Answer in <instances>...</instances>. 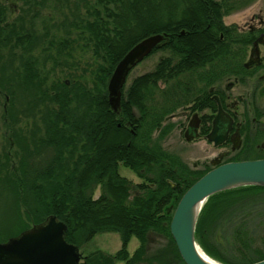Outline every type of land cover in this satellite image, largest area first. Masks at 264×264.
<instances>
[{"label": "trees", "instance_id": "trees-1", "mask_svg": "<svg viewBox=\"0 0 264 264\" xmlns=\"http://www.w3.org/2000/svg\"><path fill=\"white\" fill-rule=\"evenodd\" d=\"M82 1L87 9L82 32L103 61L95 92L83 87L72 90L62 82L47 86L33 58H25L21 70L8 79L0 78V94L7 93L10 100L6 121H15L13 82L19 81L22 90L35 93L36 103L46 115L39 144L53 151L47 167L31 172L22 162L17 168L19 174L11 177L12 173H7L8 181H12L18 204L25 207L28 219L36 225L49 216L58 217L68 226V243L81 248L96 235H120L122 247L116 254L93 252L87 264H140L152 259L161 264H185L171 235L172 217L184 194L213 167L191 168L163 146L174 128L172 123L165 124V116L182 104L180 90L194 82L190 75L198 73L202 82L211 83L226 74L221 70L225 56L220 52L208 55L206 51L233 52L240 48V36H234L223 25L222 17L253 0ZM22 22V18L10 21L7 7L0 5V49H9L15 55L16 49L35 48L32 28ZM221 32L224 40L220 39ZM157 34H168V38L154 53L166 50L169 57L158 63L153 73L125 87L121 106L114 112L109 104L108 83L115 68L134 46ZM60 44L63 40L57 46ZM230 59L231 68L237 60ZM207 65L211 72L202 68ZM160 80L171 84L164 91V102L159 101V95H163ZM209 103L216 110L215 103ZM23 144L28 151L29 141ZM262 158L259 155L254 159ZM249 159L237 153L223 163ZM122 165L143 182L136 184L123 177L119 171ZM97 190L100 195L95 198ZM152 235L169 242L162 256L148 254ZM133 238L140 246L131 254L129 244ZM196 240L210 258L221 264L264 260V187H240L212 196L200 214Z\"/></svg>", "mask_w": 264, "mask_h": 264}, {"label": "rangeland", "instance_id": "rangeland-1", "mask_svg": "<svg viewBox=\"0 0 264 264\" xmlns=\"http://www.w3.org/2000/svg\"><path fill=\"white\" fill-rule=\"evenodd\" d=\"M82 2L81 0H0V5H4L8 9L9 20L15 22L22 18V25L32 28L35 39V48L31 51L16 49L15 55H12L9 49H0V78L8 79L15 71L21 70L28 58H33L36 60L40 77L47 86L62 82L72 90L83 87L95 92L99 68L103 65V61L95 55L91 42L82 32L81 26L87 18V9ZM263 17L264 0H258L250 6L232 12L224 18V22L227 25L235 24L248 29L253 21L254 23L259 22ZM62 40L63 44H60L62 47L57 46ZM51 43L54 45L51 46ZM262 51L264 54V48ZM167 57H169V52L159 51L139 64L129 75L126 89L131 86L134 79L152 71L162 58ZM259 74L262 75L264 72ZM13 85L16 88V101L13 108L15 121H6V117L9 116L7 112L10 109V100L6 98L7 93L0 94L1 241L9 239L12 234L26 226L30 228L34 226L33 222L24 214L25 207L20 208L15 187L12 181H8L7 173H12L11 177H13V173L19 174L17 168L22 166V162L25 163V169L34 172L37 167H47L53 158V151L48 147H41L39 144L45 131L46 115L42 113L39 103H36L35 93L22 90L23 87H20L19 81L13 82ZM250 90V88L245 89V91ZM263 93L264 81L260 83L259 92L258 105L261 111H264ZM33 107L35 109L31 110ZM241 110L243 111V108ZM172 122L180 124L183 119H175ZM182 128L183 126L176 127L163 142V146L167 150L177 153L191 168L202 169L204 166H213L212 161L227 152H230L227 153L229 155H225L221 160L226 161L234 157L230 147H215L204 139L187 142L184 139ZM15 135L16 138H14ZM25 141H29L31 145L28 150L32 152L31 154L23 149ZM15 169L16 172H14ZM119 171L123 177L136 184L143 182L133 171L123 165L120 166ZM99 195L100 191L97 190L95 198H98ZM22 221L24 223H21ZM1 241L0 243H2ZM168 243L167 239L159 235H152L148 244V254L162 256L161 252L167 248ZM139 246L138 239L133 238L129 244L130 253L133 254ZM121 247L122 241L119 234L104 233L96 235L89 243L82 245L80 251L83 256L88 257L96 251L116 254ZM147 263L161 264L154 259Z\"/></svg>", "mask_w": 264, "mask_h": 264}, {"label": "water", "instance_id": "water-1", "mask_svg": "<svg viewBox=\"0 0 264 264\" xmlns=\"http://www.w3.org/2000/svg\"><path fill=\"white\" fill-rule=\"evenodd\" d=\"M167 36L157 34L144 39L119 62L108 84L109 104L114 112L121 106L132 70ZM224 116L226 113L219 105L212 132L207 136L216 147L226 141V136L220 134ZM192 139L187 136L188 142ZM247 186L264 187V159L224 164L217 161L214 169L184 194L172 217L170 231L185 264H213L202 256L203 250L196 240L197 223L207 201L221 192ZM67 230L68 226L58 217L49 216L44 222L0 243V264H83L80 248L66 240ZM253 264H264V260Z\"/></svg>", "mask_w": 264, "mask_h": 264}, {"label": "flooded vegetation", "instance_id": "flooded-vegetation-1", "mask_svg": "<svg viewBox=\"0 0 264 264\" xmlns=\"http://www.w3.org/2000/svg\"><path fill=\"white\" fill-rule=\"evenodd\" d=\"M256 1L258 0H253L250 4ZM244 7H240L238 10ZM228 15L222 17V23L229 30L233 31L232 34L234 36H240L237 44L240 48H235L233 52L228 50L206 51L208 55L220 52L225 56V65L222 66L221 70L226 74L221 79L217 77V80L211 83L202 82L200 80L202 78L198 73L190 75L194 82L192 84L189 83L180 90L181 95L184 96L182 104L173 113L165 116V124L172 123L174 125L169 135L176 127L183 126L182 133L186 141L189 135L193 138L191 142L204 139L209 144L215 146L213 142L208 141L207 136L212 132L214 119L218 114L219 105H221L226 116H224L222 121L220 134L226 136V141L220 145L222 146L220 148L230 147L231 153L234 155L243 153L247 158H250L249 160H254L259 155L264 156V111H261L258 105L260 83L264 81V74H259L262 71L264 72V54L262 51V48H264V17L260 18L259 22L254 23L253 21L250 27L246 29L235 24H225L224 18ZM184 34L185 31L182 32V35ZM219 35L221 40L226 38L222 32ZM243 42H247V44ZM229 57H231V61L237 60V63L231 68L228 64ZM164 59L166 58H162L159 63ZM157 65L152 71L146 72L141 76L153 73ZM202 68L206 70L205 72H211L210 65ZM206 76L211 75L206 73ZM158 84L162 91L160 94H163L159 95V101L163 100L164 102V91L171 84L162 80L158 81ZM246 88H250L251 90L245 91ZM241 90L242 92H240ZM209 100L215 103L216 110L210 107ZM241 108H243V111ZM244 108L246 109L244 110ZM175 119H183V122L180 124L172 122ZM205 131L208 132L205 133ZM227 153L213 160V167L217 161L223 162L224 159H221L225 155H229ZM87 258V256H83V264H87ZM117 264L125 263L119 262Z\"/></svg>", "mask_w": 264, "mask_h": 264}, {"label": "bare ground", "instance_id": "bare-ground-1", "mask_svg": "<svg viewBox=\"0 0 264 264\" xmlns=\"http://www.w3.org/2000/svg\"><path fill=\"white\" fill-rule=\"evenodd\" d=\"M204 254H202V256L206 259V260H208V261H210V262H212L213 264H217L214 260H212L204 251H202ZM201 252V253H202Z\"/></svg>", "mask_w": 264, "mask_h": 264}]
</instances>
